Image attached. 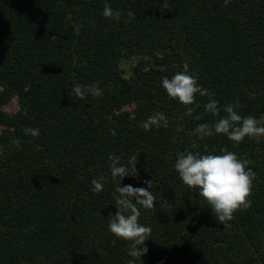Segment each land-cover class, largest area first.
I'll use <instances>...</instances> for the list:
<instances>
[{"label":"trees","instance_id":"trees-1","mask_svg":"<svg viewBox=\"0 0 264 264\" xmlns=\"http://www.w3.org/2000/svg\"><path fill=\"white\" fill-rule=\"evenodd\" d=\"M105 2L0 0V264H128L130 242L108 231L118 184L110 154L136 163L138 179L122 187L155 185L156 207L139 217L152 229L141 264H264V137L234 145L224 134L192 135L233 102L242 117L264 120V0H107L119 21L102 15ZM185 61L214 93L218 117L198 94L200 107L185 115L162 88ZM97 82L100 97L72 94ZM156 112L169 126L145 132ZM205 146L250 160L256 175L252 207L223 225L174 169L178 153Z\"/></svg>","mask_w":264,"mask_h":264},{"label":"clouds","instance_id":"clouds-1","mask_svg":"<svg viewBox=\"0 0 264 264\" xmlns=\"http://www.w3.org/2000/svg\"><path fill=\"white\" fill-rule=\"evenodd\" d=\"M102 15L105 18L119 21L122 12L114 10L106 0ZM128 16L132 17L133 13L129 12ZM161 86L170 99H175L186 107L185 115L192 116L200 107L195 102L197 94L201 97H208V102L204 105L206 114L210 113L213 117H218L220 114L221 109L219 102L213 98L214 93L198 83V76L190 71L187 61L183 63L182 71L176 72L171 78L162 77ZM72 94L84 100L89 94L93 97H100L102 89L98 82L88 86L76 83ZM239 106L238 102L225 105L223 111L226 115L224 117L219 118L213 124L197 125L192 135L204 139L215 134H224L234 145L242 143L246 137L249 139L264 137V120H258L253 116L242 117L236 111ZM195 119L199 120L201 117L196 116ZM168 126V117L163 112L154 113L140 124L145 132L153 127L167 128ZM23 131L25 135L32 137L40 135L38 128H25ZM111 135H116V132L111 130ZM11 143L19 147L21 141L13 139ZM2 153L3 149L0 148V154ZM204 153H178L174 169L185 186L199 190V196L209 206L216 221L223 225L234 219V213L247 211L252 207L251 197L256 175L249 167L250 160L238 157L236 153L228 151L227 148H221L220 154H214L215 149L209 152L208 147L205 146ZM108 160L110 161V175L114 180H118L113 192L116 212L114 215L109 214L108 231L115 238L130 242L128 255L132 259L128 264H136L137 260L141 264V257L148 252V248L143 245L150 239L152 229L140 224L139 217L141 208L153 210L156 207V196L151 191L155 185L152 180H146L143 181L146 187H133L131 184L122 187L121 181L124 178L138 179L136 163L121 164L120 157L114 154H110ZM105 182L103 173L93 178L91 180L93 193L102 192ZM161 200L167 203L162 197Z\"/></svg>","mask_w":264,"mask_h":264},{"label":"rangeland","instance_id":"rangeland-1","mask_svg":"<svg viewBox=\"0 0 264 264\" xmlns=\"http://www.w3.org/2000/svg\"><path fill=\"white\" fill-rule=\"evenodd\" d=\"M128 64H124V67L127 68ZM128 109V107H125ZM16 109V102L15 98H11L6 103L2 105V110H4L6 113L12 114Z\"/></svg>","mask_w":264,"mask_h":264}]
</instances>
